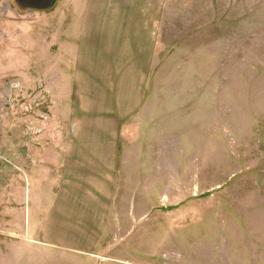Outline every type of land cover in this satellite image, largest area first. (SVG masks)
I'll return each instance as SVG.
<instances>
[{
    "label": "rangeland",
    "instance_id": "obj_1",
    "mask_svg": "<svg viewBox=\"0 0 264 264\" xmlns=\"http://www.w3.org/2000/svg\"><path fill=\"white\" fill-rule=\"evenodd\" d=\"M38 3L0 0L4 145L9 118L45 112L38 83L11 72L26 71L25 42L38 48V24L23 30L51 0ZM123 154V201L137 202L129 218L123 205V229L134 232L104 233L82 254L0 233V264H264V0H167Z\"/></svg>",
    "mask_w": 264,
    "mask_h": 264
},
{
    "label": "crops",
    "instance_id": "obj_2",
    "mask_svg": "<svg viewBox=\"0 0 264 264\" xmlns=\"http://www.w3.org/2000/svg\"><path fill=\"white\" fill-rule=\"evenodd\" d=\"M51 1L38 22L24 21L29 36L38 24L39 45L25 42L26 71H11L30 91L38 83L45 112L8 119L6 145L0 143V233L92 253L104 233L134 232L123 229V205L137 203L123 201V136L143 106L167 0ZM10 28L21 34L19 23ZM28 53L39 71H27Z\"/></svg>",
    "mask_w": 264,
    "mask_h": 264
},
{
    "label": "trees",
    "instance_id": "obj_3",
    "mask_svg": "<svg viewBox=\"0 0 264 264\" xmlns=\"http://www.w3.org/2000/svg\"><path fill=\"white\" fill-rule=\"evenodd\" d=\"M34 1H38L39 2L38 4H40V7H41L42 5H45L46 2L49 1V0H34ZM42 3H44V4H42ZM53 4H54V1H51L49 6L45 5L43 8H41V10H44V9L48 10V9H50L53 6Z\"/></svg>",
    "mask_w": 264,
    "mask_h": 264
}]
</instances>
